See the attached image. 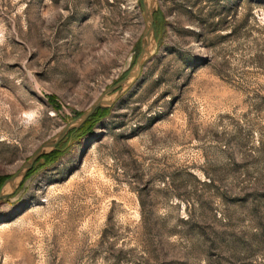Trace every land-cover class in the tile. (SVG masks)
Listing matches in <instances>:
<instances>
[{"label": "rangeland", "instance_id": "obj_1", "mask_svg": "<svg viewBox=\"0 0 264 264\" xmlns=\"http://www.w3.org/2000/svg\"><path fill=\"white\" fill-rule=\"evenodd\" d=\"M157 6L139 78L0 200V264H264V0ZM142 30L137 0H0V185Z\"/></svg>", "mask_w": 264, "mask_h": 264}, {"label": "water", "instance_id": "obj_2", "mask_svg": "<svg viewBox=\"0 0 264 264\" xmlns=\"http://www.w3.org/2000/svg\"><path fill=\"white\" fill-rule=\"evenodd\" d=\"M137 4L143 19V30L138 40L139 51L133 63L129 67L126 65L125 69L128 68L125 75L111 88L101 93L85 110L68 120L54 135L36 147L15 172L2 181L0 185V200H16L22 193L24 184L19 190L17 188L39 157L54 150L70 130L82 125L96 109L112 106L139 78L142 68L149 61L156 45L154 13L157 11L158 6L157 0H137Z\"/></svg>", "mask_w": 264, "mask_h": 264}, {"label": "trees", "instance_id": "obj_3", "mask_svg": "<svg viewBox=\"0 0 264 264\" xmlns=\"http://www.w3.org/2000/svg\"><path fill=\"white\" fill-rule=\"evenodd\" d=\"M160 12L157 11L156 13H154V31H155V35L157 36V33H158V29H159V26H160ZM105 108H98L95 110L96 111H101V110H104ZM94 112V113H95ZM93 113V114H94ZM49 155V154H48ZM47 155L45 156H42V157H46Z\"/></svg>", "mask_w": 264, "mask_h": 264}]
</instances>
